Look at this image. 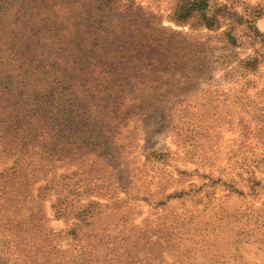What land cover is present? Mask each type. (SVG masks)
Wrapping results in <instances>:
<instances>
[{
    "label": "rangeland",
    "instance_id": "1",
    "mask_svg": "<svg viewBox=\"0 0 264 264\" xmlns=\"http://www.w3.org/2000/svg\"><path fill=\"white\" fill-rule=\"evenodd\" d=\"M193 1L120 0L146 12L152 66L98 118L72 113L69 93L93 54L74 15L103 1H24L61 9L47 57L71 87L53 138L0 110V264H264V0H206L172 19ZM26 89L1 82L0 105L31 102Z\"/></svg>",
    "mask_w": 264,
    "mask_h": 264
},
{
    "label": "trees",
    "instance_id": "2",
    "mask_svg": "<svg viewBox=\"0 0 264 264\" xmlns=\"http://www.w3.org/2000/svg\"><path fill=\"white\" fill-rule=\"evenodd\" d=\"M24 1L20 6L13 7L15 10H11L12 14L4 13L6 9L0 7V83L6 81L12 88H27L28 100L32 101L22 102L27 97L25 95L19 101L20 104L8 107L0 105V110L10 111L9 121L17 120L24 124L22 133H29L38 126V130H44L48 138H53L56 133L52 136L53 130L48 127L50 120L59 117L60 110L56 111L55 103L61 105L60 92L65 83L61 80L60 68L49 63L52 56L47 57V51L50 32L58 28L51 18L52 13L57 11L61 14L62 11L55 6H43L41 10L32 11ZM102 1V8L91 9L85 4L78 6L74 15L77 22L83 21L74 26L78 28L77 32H81L77 37L84 41L81 48L88 49L91 46L93 54L91 61L86 60L82 65L78 90L69 93L75 106L72 113L97 118L106 113L108 104L114 107L113 103H118V111L113 112L120 113L119 104L124 106L129 103L128 99L132 98L130 92L136 88L135 83L145 80V72H136L138 65H142L143 69L152 66L149 53L151 46L144 45L152 38L146 41L139 38V29L145 25L141 18L146 12L141 13L143 10L139 5L122 7L120 0ZM206 6V0L180 4L179 11L174 13L178 17L173 16L172 19L182 24L193 9H204ZM120 9L125 11L121 12ZM32 33L31 38L29 36ZM73 57L70 53L67 60L74 62ZM8 73L10 76L5 78ZM66 86L68 89L71 87ZM3 95H0V102L3 101ZM18 151L16 147L9 155L16 156ZM14 159V167L21 164L19 156ZM18 169L14 168L13 174Z\"/></svg>",
    "mask_w": 264,
    "mask_h": 264
}]
</instances>
